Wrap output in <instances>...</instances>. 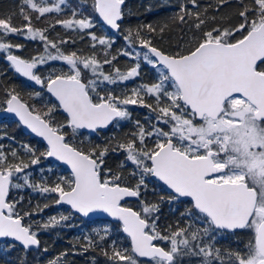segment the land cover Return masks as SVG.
Listing matches in <instances>:
<instances>
[{
	"label": "snow or ice",
	"instance_id": "snow-or-ice-1",
	"mask_svg": "<svg viewBox=\"0 0 264 264\" xmlns=\"http://www.w3.org/2000/svg\"><path fill=\"white\" fill-rule=\"evenodd\" d=\"M125 6L126 0H79L75 6L69 0H20L18 11L0 15V54L15 73L40 86L32 97L46 90L57 102L39 111L15 89L5 90V111L46 141V150L38 153L20 144L25 161L17 148L0 144V240L12 241L4 251L16 243L25 253L39 249L40 230L70 219L61 214L31 222L50 205L27 211L20 207L23 196L10 197L13 189L28 188L42 196L54 194L56 205H68L83 217L105 213L113 219L111 228L85 235L79 250L57 253L47 264H70V254L97 248L106 264H183V257L197 258L199 264H264V0H209L203 6L199 0H180L170 17L171 26L181 28L174 52L153 43L157 35L163 37L168 22L122 29L131 14ZM66 10L70 15L60 18ZM96 15L124 41L115 54L112 36L91 31ZM17 17L18 25L13 23ZM34 19L48 23L36 27ZM57 26L86 34L91 53H66L62 46L67 38H49ZM12 37L38 40L43 51L28 58L17 55L24 46L12 43ZM119 56L132 60L126 70L117 66ZM56 61L68 70L41 72ZM141 61L157 72L155 82L120 95L107 87L138 77ZM129 105L149 109L147 127L136 120L134 131L122 140L113 136L116 143L103 147L78 146L68 138L66 129L74 138L80 130L119 127L131 120ZM58 110L65 114L63 122L55 119ZM6 138L0 133V139ZM109 153L123 154L120 171L106 165ZM41 158L67 165L71 175H60L53 183L32 182L25 170ZM125 168L134 184L123 176ZM148 178L163 182L170 202L188 198L183 225L178 221L161 229L158 204L141 201V211L126 206V198L140 199ZM113 229L126 234L130 245L111 240ZM223 234L238 237L236 246H217ZM241 234L247 239H240Z\"/></svg>",
	"mask_w": 264,
	"mask_h": 264
},
{
	"label": "trees",
	"instance_id": "trees-1",
	"mask_svg": "<svg viewBox=\"0 0 264 264\" xmlns=\"http://www.w3.org/2000/svg\"><path fill=\"white\" fill-rule=\"evenodd\" d=\"M20 0H0V15H5L10 12L18 11ZM79 0H69L70 6H75ZM209 0H199L201 6L208 3ZM235 3V0H233ZM91 0H89V4ZM180 3V0H126L125 12L130 11V15H126L123 23L122 29L127 27H132L133 29L142 24H153L163 25L165 22L170 24V27L166 29L163 37L161 38L157 35L153 43L164 50L165 52H174L178 44V36L181 33V28L176 26H171L170 17L175 14L176 6ZM151 7V11H149ZM70 15V11L66 10V14L60 18H67ZM95 27L91 31H94L97 36H112L115 40L112 46V54H115L118 49L125 47L124 41L120 37V34L115 31L107 29L103 23L100 21L98 15L94 16ZM20 19L17 17L13 20V23L20 24ZM36 27L43 28L47 25V20L36 21L33 20ZM57 34L59 37L67 38L69 43L64 44L62 49L67 53L71 51H77L83 55H89L91 53V41L90 38L84 33H77L70 30H65L60 26L55 28L54 32L49 35L50 39H56ZM190 35V34H189ZM11 42L14 44L23 45V49L16 52L15 54L22 57L28 58L36 55L38 52H42L43 48L41 43L37 41H31L21 37L10 38ZM187 39V36H185ZM75 41L72 43L71 41ZM140 50V49H136ZM99 51V49H98ZM132 64V60L128 57L119 56V61L117 66L122 70H126L128 66ZM55 68L57 70L63 69L68 70L66 64L61 61L51 62L50 65H45L42 67L41 72L47 75L49 68ZM105 71H111L110 68L105 66ZM85 72V77L89 76ZM157 72L144 64L141 61L140 75L136 77L134 82L118 83L116 85L107 86L110 88L114 94L120 95L123 92H131L133 88L139 87L143 84H151L157 79ZM15 89V92L19 94L22 100L29 105L34 106L39 111H46L51 104L57 103L55 98L44 90L41 97L34 98L30 94L35 91L41 90L40 87L28 83L25 79L21 78L13 69L9 67L8 62L4 58V54H0V109L5 106L6 94L5 90ZM152 102V101H149ZM128 110L131 113L130 121L119 122L120 126L116 127L110 125L104 131H98L97 133H91L88 131L80 130V132L73 138L71 130L66 129L68 133V138L73 140L78 146L90 147L91 145H100L103 147L105 144L111 143L115 144L116 140L112 137L115 136L116 139L122 140L126 134L131 133L135 130L134 121L140 120L141 123H146V117L150 116L151 113L149 109L140 107L138 105H129ZM65 114L58 110L55 113V119L57 121L63 122ZM0 133L6 134V139H0V144H3L6 149L17 148L21 157L27 161L28 157L24 156L23 149L19 148L20 144H29L37 150V152H43L46 150V145L38 138L25 131L18 121L10 117L0 116ZM14 138V141L11 139ZM91 141V144H89ZM151 143V141H149ZM124 159L122 153H109L106 157V165L113 169V171H120V162ZM30 174L32 182L39 183L42 180L47 183L55 182L60 175L68 177L71 172L60 165L59 163L50 160L49 158H41V162L38 165L30 166L29 169L25 170ZM123 176L127 182L135 183L129 176V169L125 168L123 170ZM22 182V181H19ZM20 196L24 197L23 203L20 207L27 211L35 210L36 205L43 207L44 204H49L50 207L44 208L42 212L38 215L31 217V222L34 223H44L47 222L49 217L56 215L59 216L69 215L70 219L64 222L63 225L49 228L47 230L39 231L40 248L36 250H25L19 245L15 244L10 251L5 252V245H11L12 243L8 240L0 241V264H47L49 258L54 257L57 253L63 252L65 250L71 253L73 248L79 250L83 244V237L85 235L93 234L92 230L100 231L103 227H112V221L104 219H83L79 215L71 212L70 208L64 205H56L54 203L55 195L52 196H42L39 192H33L31 189H24L22 191H17L13 189L10 193V197L13 199H19ZM169 190L161 185L156 179L148 178L146 189L141 191V197L125 201L126 206H131L136 211H141V201H146L149 204L159 205V227L164 229L167 225H175L178 221L183 225L185 220L182 218L181 214L190 206L188 199L182 198L181 201H169ZM163 198V199H162ZM26 223L29 222L27 219ZM238 237L232 236L231 234H223V238L216 241L217 246L227 248L235 247L234 241ZM240 239H247L246 235L241 234ZM111 240H115L117 244L121 247L129 246L130 240L122 232H117L115 229L112 230ZM111 240L108 242L111 243ZM107 246V245H106ZM47 248L48 252L44 253L43 249ZM96 258V264H106L105 257L102 255L99 248L95 251L84 252L83 255H72L68 256V261L70 264H92V258ZM183 264H198L197 258L183 257Z\"/></svg>",
	"mask_w": 264,
	"mask_h": 264
},
{
	"label": "water",
	"instance_id": "water-1",
	"mask_svg": "<svg viewBox=\"0 0 264 264\" xmlns=\"http://www.w3.org/2000/svg\"><path fill=\"white\" fill-rule=\"evenodd\" d=\"M100 20H101V22L103 23L102 19H100ZM103 24H104V23H103ZM104 25H105V24H104ZM105 27H106L107 29L110 30V28H109L107 25H105ZM112 31H115V30H112ZM23 78H25V77H23ZM25 79H27V78H25ZM28 81H29V80H28ZM30 82H32V81H30ZM32 83H34V82H32ZM37 86H38V85H37ZM50 95H51V94H50ZM6 107H7V106H5V108H4L3 110L0 111V116H2V115L10 116V117H13V118H15L16 120L19 121V117H17L14 113H8V112L5 111ZM19 123H20V121H19ZM20 124H21V123H20ZM21 126H22V128H23L25 131H27V132L31 133L33 136L37 137V136H36L34 133H32L31 130L28 129L26 126H24V125H22V124H21ZM103 130H105V129H103ZM85 131H90V130H85ZM37 138L40 139L43 143L46 144V141H43V139H42L41 137H37ZM49 159H50V160H53V161H55V162H57L54 158H49ZM57 163L61 164L62 166H64L65 168H67V169L70 171V168H69L67 165H64V164H62V163H60V162H57ZM155 179H156V178H155ZM156 180H158V179H156ZM158 181H159V180H158ZM159 183L163 185V182L159 181ZM163 186H165V185H163ZM165 187H166V186H165ZM130 199H135V198H134V197H133V198H126V200H130ZM186 199H188V198H186ZM126 200H125V201H126ZM60 205H65V204H60ZM65 206L69 207L68 205H65ZM69 208H70V207H69ZM75 214H76V213H75ZM77 215H79L80 217H82L83 219H86V220H89V219H104V220H108V221H112V222H113V219H112L111 217H108L107 214H105V213H94V214H91L90 217H83V216L80 215V214H77ZM125 235H126V234H125ZM0 241H3V240H0ZM9 241L12 242L11 240H9ZM16 244L19 245V243H16ZM19 246H21V245H19ZM21 247H22V246H21Z\"/></svg>",
	"mask_w": 264,
	"mask_h": 264
},
{
	"label": "flooded vegetation",
	"instance_id": "flooded-vegetation-1",
	"mask_svg": "<svg viewBox=\"0 0 264 264\" xmlns=\"http://www.w3.org/2000/svg\"><path fill=\"white\" fill-rule=\"evenodd\" d=\"M19 75V74H18ZM20 76V75H19ZM21 78H23L22 76H20ZM23 79H25V78H23ZM28 83H31V84H33V85H35L34 83H32V82H30V81H28L27 79H25ZM37 86V85H36ZM37 87H40V86H37ZM5 106H6V103H5ZM4 106V107H5ZM4 107L2 108V109H4ZM2 109H0V111L2 110ZM2 116H4V117H10V116H5V115H2ZM10 118H13V117H10ZM14 120H16L15 118H13ZM16 121H18V120H16ZM19 122V121H18Z\"/></svg>",
	"mask_w": 264,
	"mask_h": 264
},
{
	"label": "rangeland",
	"instance_id": "rangeland-1",
	"mask_svg": "<svg viewBox=\"0 0 264 264\" xmlns=\"http://www.w3.org/2000/svg\"><path fill=\"white\" fill-rule=\"evenodd\" d=\"M88 74V73H87ZM89 76H90V73L88 74ZM137 79H130L129 81H131V82H134V81H136ZM129 81H127V82H129ZM127 82H123V83H127ZM197 262H198V264H199V261L197 260Z\"/></svg>",
	"mask_w": 264,
	"mask_h": 264
}]
</instances>
